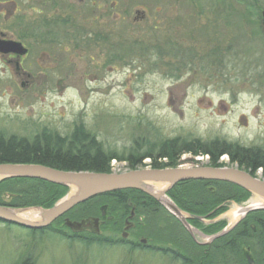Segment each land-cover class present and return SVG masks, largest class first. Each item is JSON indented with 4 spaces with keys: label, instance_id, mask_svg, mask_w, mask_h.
Listing matches in <instances>:
<instances>
[{
    "label": "rangeland",
    "instance_id": "1",
    "mask_svg": "<svg viewBox=\"0 0 264 264\" xmlns=\"http://www.w3.org/2000/svg\"><path fill=\"white\" fill-rule=\"evenodd\" d=\"M123 1L129 2L127 16L121 13ZM248 2L250 13L245 12ZM157 5L164 17L159 25ZM142 9L147 18L133 21V11ZM118 11L112 62L101 43L88 41L81 49L71 40H62L59 54L49 58L26 57L24 64L31 65L24 68L0 58L4 136L32 138L43 129L66 136L81 124L106 151L117 154L135 144L144 150L162 137H217L264 152V0H118ZM47 61L52 64L48 69L35 65ZM207 159L184 154L177 166L210 165ZM220 161L234 167L226 155ZM256 174L262 176L261 169ZM251 199L229 201L226 211L247 206ZM221 217L229 224L226 213ZM122 231L100 230L99 235L117 241ZM192 233L198 242H210L199 231ZM141 236L139 225L131 223L127 240ZM146 244L175 249L164 242ZM128 246L118 241L86 246L0 223V264H179L157 250ZM214 260L238 264L222 250Z\"/></svg>",
    "mask_w": 264,
    "mask_h": 264
},
{
    "label": "trees",
    "instance_id": "2",
    "mask_svg": "<svg viewBox=\"0 0 264 264\" xmlns=\"http://www.w3.org/2000/svg\"><path fill=\"white\" fill-rule=\"evenodd\" d=\"M250 1L255 3L257 0ZM246 7L248 9L245 12L250 13L252 6L249 2ZM3 134L0 132V163H33L68 171L110 172V160L113 158L124 159L130 168L135 169L146 165L152 168L175 167L184 154L207 155L211 166L220 167L225 165L220 158L226 155L228 162L237 168L252 175H256L257 170L261 169L262 177H264V152L260 148L245 147L238 142H229L217 137L209 140H202L198 137H162L158 141L149 142L144 150L135 144L128 153L117 154L106 151L95 135L85 130L81 124L75 125L71 133L66 136L47 129H43L32 138L16 135L4 136ZM146 158L149 160L148 163L144 162ZM67 191L66 186L40 179L6 178L0 180V205L15 208L31 206L49 208ZM167 195L182 211L208 218H214L225 212L229 201L240 203L250 197L248 191L234 184L212 180L182 181L175 184ZM132 208L135 213L133 222L142 227V234L145 238L172 246L177 243L176 232L169 221H166L168 226L166 233L161 228L162 214H170L153 197L137 189H122L97 195L76 205L48 227L41 230H27L32 234L52 233L62 239L77 241L86 246L111 245L123 240L116 241L88 232L66 234L64 218L80 220L89 216L99 217L103 222L100 230L113 232L122 228L123 219L130 215ZM102 209L105 210L106 217L101 216ZM170 217L176 223V219L172 215ZM191 221L205 234H215L225 225L222 220L207 227L200 225L197 220ZM224 242L226 246L222 251L233 255L238 264H248L247 254L252 259L257 258V262L254 261L255 264H264V210L249 212L245 219L231 229L226 236L216 238L213 245L208 247V251L211 252L209 257L203 256L201 246L190 241L192 248L197 252L183 255L182 264H214L213 257L216 252L221 251V248L215 246ZM183 243L181 241V244ZM160 247L156 244L151 249L159 252L163 249ZM244 247H249L250 252L245 251ZM164 248L168 252L174 251L172 248ZM19 264H28V262L23 260Z\"/></svg>",
    "mask_w": 264,
    "mask_h": 264
},
{
    "label": "flooded vegetation",
    "instance_id": "3",
    "mask_svg": "<svg viewBox=\"0 0 264 264\" xmlns=\"http://www.w3.org/2000/svg\"><path fill=\"white\" fill-rule=\"evenodd\" d=\"M122 3L121 13L127 16L129 14V2L123 1ZM155 8L157 9L156 14L158 16L154 17L157 20V25H159V21L164 19V17L158 14L161 13L162 5H157ZM263 12H260L261 23L264 20L262 16ZM133 13V21H144L148 16V14L146 16V9H142V11L134 10ZM118 15V0H0V43L10 47V50L7 52H0V58L8 57L9 59L6 60L8 63H13L17 68H24L31 65L24 64L26 57L30 55L37 56L39 54L49 58L54 54H59L58 50L60 48L57 49V46L61 44L62 40H71L73 42L72 47L81 49L87 46L88 41L93 45L94 43H101L103 47L108 48L111 56L109 60L112 62L117 51L116 28L114 27L113 21L116 20ZM8 42L20 43L26 49V52L19 53V48L12 44H7ZM35 65L42 69H48V67L52 66L48 61L42 64L36 62ZM222 214L224 213L214 218L207 217L205 220L207 223H204L205 221H198V223L207 227L222 220L225 222V225L221 229V231H224L221 236H226L231 229L245 219L248 213L236 222L231 229L226 219L221 217ZM174 218L176 219V223L171 220L170 215L163 213L161 228L166 233V221H169L173 225L172 227L176 232L175 236L177 241L175 249L174 251L168 252L165 248L160 247L163 249L159 253H163L164 256H168L170 259L182 264V260L184 259L183 255L197 252L196 249L192 248L191 241L202 247L201 251L203 252V256L209 257L211 252L208 251V247L213 245L216 238L210 240V242H198L183 221L178 217L174 216ZM126 219H123L122 230L125 226ZM186 220L189 222L191 228L198 229L191 219ZM251 226L255 229L253 224ZM140 228L142 227L139 226ZM143 238L145 237H137V241H128L125 239L119 243H125V245H129L128 247L133 250L142 248L151 249L152 247L146 244L149 239L145 238L146 242L141 243V239ZM181 241L184 243L181 244ZM255 242L258 244L257 241ZM224 246H226L225 242L215 247L223 250L225 248ZM244 249L250 252L249 247H244ZM223 252L224 254L227 253V251ZM212 260L215 261L214 257Z\"/></svg>",
    "mask_w": 264,
    "mask_h": 264
},
{
    "label": "water",
    "instance_id": "4",
    "mask_svg": "<svg viewBox=\"0 0 264 264\" xmlns=\"http://www.w3.org/2000/svg\"><path fill=\"white\" fill-rule=\"evenodd\" d=\"M264 18V12L262 13ZM264 26V20L262 22ZM19 48V53H25L26 49L20 43L8 42ZM10 47L0 43V52L5 53ZM23 177L40 179L53 184L68 187L67 193L56 201L51 207L43 208L31 206L15 208L0 205V222L18 225L27 229L39 230L46 228L59 217L63 216L73 207L88 199L104 193L122 190L137 189L153 197L157 202L169 210L173 215H185L182 219L186 227H189L186 217L196 220H203L204 217L192 215L181 211L168 197L167 192L177 183L189 180H212L234 184L250 193V197H256L264 201V178L252 175L249 172L233 166H175L165 168H135L123 172H93V171H68L52 168L42 164L33 163H0V180L6 178ZM163 185L164 188L155 191L156 185ZM166 197L169 203L162 200ZM30 209H36L35 218H30L23 213ZM252 210H264L262 207H250L245 213ZM134 208L131 209L129 219L133 218ZM101 215H105L102 209ZM126 219L122 238L127 237V230L131 227L130 220ZM64 225L73 232L89 230L94 234L99 233V218L86 217L81 220H71L66 217ZM214 235L212 238L219 236ZM145 243V239H141ZM249 264H254L249 256H246Z\"/></svg>",
    "mask_w": 264,
    "mask_h": 264
},
{
    "label": "bare ground",
    "instance_id": "5",
    "mask_svg": "<svg viewBox=\"0 0 264 264\" xmlns=\"http://www.w3.org/2000/svg\"><path fill=\"white\" fill-rule=\"evenodd\" d=\"M164 188L163 185H156L155 186V191H159L162 190ZM162 200L166 203H169V200L166 197H162ZM262 207L264 206V201L256 198V197H252L250 204L247 207H239L237 205L231 207L227 212H226V216L229 219V224H233L235 221H237L238 218L241 217L242 213L245 211V209L250 208V207ZM23 215L30 217V218H35L37 215V210L36 209H30L27 210L23 213ZM185 217L184 214L180 215V218L183 219Z\"/></svg>",
    "mask_w": 264,
    "mask_h": 264
},
{
    "label": "built area",
    "instance_id": "6",
    "mask_svg": "<svg viewBox=\"0 0 264 264\" xmlns=\"http://www.w3.org/2000/svg\"><path fill=\"white\" fill-rule=\"evenodd\" d=\"M124 166H126V163H124V162L120 163V162H116L115 160H113L111 162V167H112L113 170H118V169H120V168H122Z\"/></svg>",
    "mask_w": 264,
    "mask_h": 264
}]
</instances>
